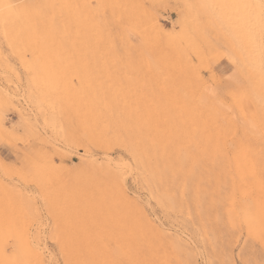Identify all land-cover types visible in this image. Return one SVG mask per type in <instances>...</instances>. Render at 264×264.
<instances>
[{"label":"rangeland","instance_id":"rangeland-1","mask_svg":"<svg viewBox=\"0 0 264 264\" xmlns=\"http://www.w3.org/2000/svg\"><path fill=\"white\" fill-rule=\"evenodd\" d=\"M257 43L264 51V0H7L0 179L27 207L0 189V212L30 232L44 264H264V226L253 233L241 218L257 190L246 179L241 193L231 160L264 126ZM214 122L226 181L218 210L198 217L183 178L213 180ZM144 158L169 173L161 200L136 166ZM140 211L160 235L136 227ZM0 247V264H20V239L1 223Z\"/></svg>","mask_w":264,"mask_h":264},{"label":"bare ground","instance_id":"bare-ground-1","mask_svg":"<svg viewBox=\"0 0 264 264\" xmlns=\"http://www.w3.org/2000/svg\"><path fill=\"white\" fill-rule=\"evenodd\" d=\"M7 1V0H6ZM5 0H0V7H2L5 3H6ZM10 3V1H9ZM11 6L13 5H10V8L6 9L10 11L11 10ZM8 7V6H7ZM6 7V8H7ZM14 9V7H12ZM3 9V8H2ZM9 12V11H8ZM3 13V12H2ZM7 15V14H6ZM9 16V15H8ZM160 24V23H159ZM157 24L158 28H161V25ZM247 31V30H246ZM253 32V31H252ZM260 37V36H259ZM262 37V36H261ZM256 38V37H255ZM252 40V39H251ZM258 40H256L255 42H257ZM260 41V40H259ZM252 44H254V42H252ZM209 45V44H208ZM253 56H252V62L254 64V67L257 71L254 72L255 74V77L258 79V81L260 82V84L263 85L264 87V69H263V65L262 63H264V51H263V46L262 45H258V43L256 45L253 46ZM110 50V49H109ZM113 50V49H112ZM126 51V50H125ZM111 52V51H110ZM112 53V52H111ZM123 53V52H122ZM243 52L240 53L241 56ZM113 54V53H112ZM111 54V55H112ZM239 55V54H238ZM239 55V57H240ZM246 55V54H245ZM113 57L115 55H112ZM127 56V55H125ZM199 56V55H198ZM245 57V56H244ZM202 58V57H201ZM242 60V58H241ZM240 61V59H239ZM244 61V60H243ZM242 62V61H241ZM237 63V62H236ZM240 63V62H239ZM239 65V64H238ZM257 65V66H256ZM194 74V73H193ZM186 76V75H185ZM193 76V75H192ZM197 76V75H196ZM198 78V77H197ZM234 79V78H232ZM231 79V80H232ZM194 80V79H193ZM197 80V79H196ZM199 80V79H198ZM202 80V79H201ZM200 81V80H199ZM198 81V82H199ZM204 81V80H203ZM197 82V81H196ZM201 82V81H200ZM195 85V83H193ZM200 84V83H199ZM193 87V86H192ZM199 87V86H198ZM198 87L196 88L197 91H198ZM202 88V87H201ZM183 89V88H182ZM209 90V89H208ZM212 90V89H211ZM262 92H260V91ZM195 91V90H194ZM207 91V89H206ZM194 93V92H193ZM197 94V93H196ZM201 94V93H200ZM258 94L261 98H263L264 100V88L262 87H258ZM203 97V95H201ZM203 99V98H202ZM201 102V101H200ZM3 103V102H2ZM191 104V103H190ZM199 104V103H198ZM206 104V103H205ZM214 104V103H212ZM218 104V103H217ZM207 105V104H206ZM193 106V105H192ZM191 106V107H192ZM199 107V106H198ZM197 107V108H198ZM205 107V106H204ZM211 107V106H210ZM210 107H207V108H210ZM218 107V106H217ZM240 108V107H239ZM199 109V108H198ZM197 109V110H198ZM194 110V109H193ZM203 110V109H202ZM219 110V109H218ZM205 111V110H204ZM210 111V110H209ZM208 111V114L210 113ZM203 113V112H202ZM206 113V112H205ZM258 113H260L259 111L256 113V112H253L252 116L254 118H256L258 116ZM243 114V113H242ZM201 115V114H200ZM204 115V114H202ZM212 115V113H211ZM260 115V114H259ZM241 116V115H240ZM261 116V115H260ZM259 116V117H260ZM258 117V118H259ZM263 117V116H262ZM213 118V117H211ZM209 119V118H208ZM252 121V120H251ZM264 121V120H263ZM259 122V121H258ZM257 122V123H258ZM208 123V122H207ZM215 123V127H211V130H214L213 133H210L209 131V139L207 141V152L205 153L206 157H205V160L208 161L209 163V166H208V170H207V178L211 177V179L213 180H207L209 182L208 184V187H204L202 189H200L197 185H195L194 183V180L193 177L191 175H189L187 178H183V180L185 179V184L183 185V187H187L186 189H188V194H190L191 197H189V201L185 203V205L189 206L190 203H195L197 206H201V209L199 210L197 208V213L196 215L198 217H200L201 213L203 212V208L204 210L206 209V214H213L212 213V209H217L218 210V206H217V199H214L213 197V191H215V189L219 186V183L221 181V183L224 185V176L225 175V170H224V166H226L224 164V166L222 165V163H224V161H221L220 159H217L216 156L217 154L220 153V149H218V144L221 145V144H224V143H219L218 142V139H220V135L222 134V129L221 127H218V125L216 126V122ZM213 124V123H211ZM231 125V123L229 124V126ZM251 125V124H250ZM213 126V125H212ZM209 127V128H210ZM247 127V126H246ZM213 128V129H212ZM215 128V129H214ZM233 127H231L232 129ZM225 129V128H224ZM255 129V128H254ZM258 132L260 131V135L258 137H251L252 141H250L248 138H247V141L243 142L242 140H237L236 141V150H235V153L233 154V157H232V164H234V171L236 173V175L238 176V178H240L241 182H242V188H241V193L245 192L244 191V187L246 186V179H249L250 182H249V185L251 188L257 190L255 191V193H257V196H253L252 195V208L250 209H247L246 210V213L243 215V221L245 222V224L247 225V228L249 230H251V232L253 231V233H256V231L259 230V228H261L262 226H264V182L262 181V178L264 177V126L260 127L258 126ZM256 129H255V132H256ZM209 130V129H208ZM228 131V130H227ZM3 132L0 130V134H2ZM225 134V133H224ZM242 134V133H241ZM28 135V134H27ZM230 135V134H228ZM16 136V135H15ZM246 136V135H245ZM248 136V135H247ZM229 137V136H228ZM249 137V136H248ZM223 138V137H222ZM3 139V138H2ZM232 139V138H231ZM246 140V139H245ZM225 142V141H223ZM226 143V142H225ZM258 144V145H257ZM225 146V145H224ZM258 147V148H256ZM87 155V154H86ZM62 156V155H61ZM226 156V155H225ZM90 159V158H89ZM84 160V159H83ZM81 162V161H80ZM136 162V166L138 167L139 170H142L146 176H144V179L146 178V181L149 183L150 181V184L155 186V189H157L158 191V198L159 200H161L163 198V196L165 194H160L161 192H163L164 188L163 186H165V184L163 183L167 180H165V176H167L166 174H169V173H165V172H161L158 171V174L157 172L155 171V169L157 170V167H159L161 164H159L158 162L157 163H153V160L149 159V158H144V159H136L135 160ZM227 162V161H226ZM83 163V161H82ZM89 163H92V162H89V161H86L83 163V167L85 169V167H89ZM95 163V162H94ZM155 164V166H154ZM78 165V164H77ZM82 165V164H81ZM159 165V166H158ZM93 166V164L90 165L89 169ZM96 166V165H95ZM157 166V167H156ZM106 167V166H105ZM53 168V167H52ZM228 168V167H226ZM106 169V168H105ZM100 171V170H99ZM165 171V168L164 170ZM168 171V170H167ZM227 171V170H226ZM229 171V170H228ZM106 174L110 177V178H116L115 175L113 173H111L110 171H108V169H106ZM234 173V174H235ZM177 175V174H175ZM179 175V174H178ZM177 175V176H178ZM183 176L182 175H179V178L181 179ZM237 178V179H238ZM9 179V178H8ZM11 179V178H10ZM13 179V178H12ZM175 180L173 181V185L178 184V185H175L178 188V186H180L179 184L183 181V180H178V178H174ZM231 179V178H230ZM264 180V179H263ZM17 181V180H16ZM118 181V179H117ZM226 181V180H225ZM230 181V180H229ZM18 182V181H17ZM16 182V183H17ZM180 182V183H178ZM7 183V182H6ZM19 183V182H18ZM168 183V182H167ZM166 183V184H167ZM183 183V182H182ZM164 184V185H163ZM234 184V183H232ZM225 185H227V183L225 182ZM14 186V185H13ZM12 186V187H13ZM233 186V185H232ZM21 187V186H20ZM29 187V186H28ZM167 187V186H166ZM185 187L183 190H185ZM228 187V186H227ZM240 187V186H238ZM249 187V188H250ZM15 188V187H14ZM17 188V187H16ZM119 189V187H117ZM0 189L1 190H5L6 193L8 192L9 196L11 197H14L15 199L12 198L13 201H16V203L23 207L25 206V208L27 207V203H25L24 201L26 200V198L24 197V201H23V196H21V194H16L14 189H9L2 181V179H0ZM176 189V190H177ZM181 189V190H180ZM179 190L183 192L182 188H180ZM17 190H20V189H17ZM238 190V189H237ZM166 191V190H164ZM21 193L23 192L22 190L20 191ZM123 192V190H122ZM5 194V192H4ZM24 194V192H23ZM192 194H196L197 196H195V198L193 197ZM249 195V194H248ZM251 195V194H250ZM4 196V195H3ZM233 196V195H232ZM242 196V195H241ZM247 196V195H246ZM245 196V198H246ZM244 197V196H243ZM250 197V196H248ZM238 198V197H237ZM5 199V198H4ZM231 199V198H230ZM128 200V204H134L135 203L133 201H130L129 199ZM241 200V199H240ZM235 201V200H233ZM231 201V203L233 202ZM242 201V200H241ZM203 202V203H202ZM182 203V202H181ZM202 203V204H201ZM15 204V203H14ZM204 204V205H203ZM12 205V204H11ZM16 205V204H15ZM231 205V204H230ZM131 206V205H130ZM246 208V207H245ZM249 208V207H248ZM19 209V208H18ZM30 209V208H29ZM28 209V210H29ZM234 213V211H233ZM240 215V214H239ZM210 216V215H209ZM208 216V217H209ZM241 216V215H240ZM138 219L136 220L137 222H133L137 228L141 229V228H144V230L148 233H151L153 232L154 230L157 229V233L156 235H160L162 233V231L160 232V230L158 228H155L149 221L148 219L145 217V215L143 214V212H138V215H137ZM217 216L215 215V218ZM236 217V216H235ZM133 219V218H132ZM14 219L8 215L5 214V212H0V223L2 225V227L7 230V232L11 235H15L17 237H19L20 239V245H21V249H20V257H21V260H20V264H44L41 260V255L40 253L38 252L39 250L35 249L33 247V245L31 244V237L29 236L30 232L28 233L27 229L25 228H22L21 226L18 227L17 224L15 225L14 224ZM131 221V220H130ZM239 221V220H238ZM242 222V221H241ZM132 224V223H131ZM130 225V224H129ZM135 225L133 226V224L131 226V228H135ZM239 226V224H238ZM29 230V229H28ZM248 230V231H249ZM262 231V230H261ZM218 232H221V231H213V234H217ZM249 232V233H251ZM252 233V234H253ZM155 235V236H156ZM166 235V234H165ZM219 235V233L217 234ZM157 237V236H156ZM162 236H160L161 238ZM216 241V240H215ZM36 245V244H35ZM176 245L178 247L182 246L180 245V242L177 241L176 242ZM4 247V245H3ZM181 248V247H180ZM0 253H3L1 247H0ZM42 253V252H41ZM6 254V253H5ZM132 257V256H131ZM141 259V257H139ZM146 259V258H145ZM139 260V259H138ZM138 260H137V263H138ZM45 261V260H44ZM132 263H136L134 262V258L133 260L131 259L130 260ZM140 261V260H139ZM130 262V263H131ZM141 263V262H140ZM139 263V264H140ZM143 263V262H142ZM141 263V264H142ZM181 263V262H180Z\"/></svg>","mask_w":264,"mask_h":264}]
</instances>
